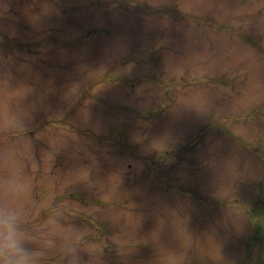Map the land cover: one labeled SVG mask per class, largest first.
Wrapping results in <instances>:
<instances>
[{"label": "rangeland", "instance_id": "rangeland-1", "mask_svg": "<svg viewBox=\"0 0 264 264\" xmlns=\"http://www.w3.org/2000/svg\"><path fill=\"white\" fill-rule=\"evenodd\" d=\"M261 191L264 0H0L20 264H264Z\"/></svg>", "mask_w": 264, "mask_h": 264}, {"label": "trees", "instance_id": "trees-1", "mask_svg": "<svg viewBox=\"0 0 264 264\" xmlns=\"http://www.w3.org/2000/svg\"><path fill=\"white\" fill-rule=\"evenodd\" d=\"M205 129L206 127H203L201 131L203 132V130ZM196 138L195 140H193L192 143L196 141ZM170 152L171 151L164 152V155L170 154ZM251 203H247L245 206V209H246V213L248 214L250 221L252 222V225L254 228V234L255 236H258V237L259 236L264 237V193L263 191L259 192V194L256 196V199ZM250 256L251 255L249 253V257Z\"/></svg>", "mask_w": 264, "mask_h": 264}, {"label": "clouds", "instance_id": "clouds-1", "mask_svg": "<svg viewBox=\"0 0 264 264\" xmlns=\"http://www.w3.org/2000/svg\"><path fill=\"white\" fill-rule=\"evenodd\" d=\"M13 215L12 212L6 211L4 213V221H3V232L5 237V253L6 259L0 264H20L17 259L18 252L17 250L21 247L18 236V232H10L9 229L15 227L11 225L8 217Z\"/></svg>", "mask_w": 264, "mask_h": 264}, {"label": "flooded vegetation", "instance_id": "flooded-vegetation-1", "mask_svg": "<svg viewBox=\"0 0 264 264\" xmlns=\"http://www.w3.org/2000/svg\"><path fill=\"white\" fill-rule=\"evenodd\" d=\"M51 207H49V208H47V209H50ZM42 216V215H41ZM41 216H40V218H37V219H35L34 221H33V223H38V221H40V219H41ZM3 221H4V219H0V223H3ZM10 224H12V225H14V226H18V227H21L22 226V224H15V223H13L11 220H10Z\"/></svg>", "mask_w": 264, "mask_h": 264}]
</instances>
